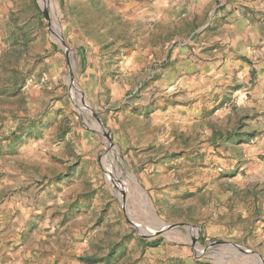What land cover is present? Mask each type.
<instances>
[{"label":"rangeland","instance_id":"374dc122","mask_svg":"<svg viewBox=\"0 0 264 264\" xmlns=\"http://www.w3.org/2000/svg\"><path fill=\"white\" fill-rule=\"evenodd\" d=\"M156 1L0 0L5 264L264 261V118L193 35L210 8Z\"/></svg>","mask_w":264,"mask_h":264},{"label":"crops","instance_id":"0c3cea01","mask_svg":"<svg viewBox=\"0 0 264 264\" xmlns=\"http://www.w3.org/2000/svg\"><path fill=\"white\" fill-rule=\"evenodd\" d=\"M156 3L166 11L169 9V13L165 17H168L170 10L173 9L178 11L177 9L181 8L184 12L189 11V9L199 11L201 4L203 5L202 9L204 6L210 8L209 15L202 22V26H197L193 35L194 37L197 35L204 36L202 44L214 51L213 56L220 59L218 65L221 64L220 67L224 73L235 74L240 77L239 81L242 86V91L239 94L240 100L255 107L253 110L256 114L255 119H259L261 116L264 118V60L261 59L264 57V45L261 44L262 39L260 32H258V28H261L263 32L264 18L252 21L251 16L245 13L243 9L234 5L231 6L225 0H157ZM254 7L257 8L258 6L254 5ZM198 20V16H195L193 21L195 24H199ZM214 25L217 27L216 34L208 37L209 32L206 29ZM251 58L257 63L250 62ZM219 59L215 63H218ZM239 90L236 89V92L239 93ZM254 139L256 140L255 149L257 153L264 155V133L256 135L249 141L253 142ZM1 246L2 243H0ZM54 250H56V256L60 252L65 253L59 248ZM52 259H55L54 256ZM2 262L5 264L6 261L0 255V264Z\"/></svg>","mask_w":264,"mask_h":264},{"label":"water","instance_id":"95a60500","mask_svg":"<svg viewBox=\"0 0 264 264\" xmlns=\"http://www.w3.org/2000/svg\"><path fill=\"white\" fill-rule=\"evenodd\" d=\"M174 226L175 225H165L164 227L160 228L159 230H155V232H161L162 230L173 228ZM232 246H234L236 249H238L240 252H242L244 254H251L255 258L257 263L264 264V261H263L262 257L257 252L241 248V247H239V246H237L235 244H232Z\"/></svg>","mask_w":264,"mask_h":264},{"label":"trees","instance_id":"16d2710c","mask_svg":"<svg viewBox=\"0 0 264 264\" xmlns=\"http://www.w3.org/2000/svg\"><path fill=\"white\" fill-rule=\"evenodd\" d=\"M160 242H161V239L160 238L159 239H154V240H151L149 242H146V246L155 247V246L159 245ZM101 264H109V261L108 260H102V263Z\"/></svg>","mask_w":264,"mask_h":264},{"label":"bare ground","instance_id":"6f19581e","mask_svg":"<svg viewBox=\"0 0 264 264\" xmlns=\"http://www.w3.org/2000/svg\"><path fill=\"white\" fill-rule=\"evenodd\" d=\"M142 196H143V195H142ZM144 198H145V200H147L146 197H144ZM194 229H195V228H194ZM149 231H150V232H155V230H153V229H149ZM195 231H197V229H195Z\"/></svg>","mask_w":264,"mask_h":264}]
</instances>
